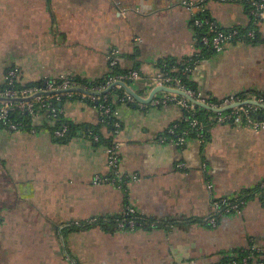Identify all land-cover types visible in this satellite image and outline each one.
Wrapping results in <instances>:
<instances>
[{
  "label": "crops",
  "instance_id": "0c3cea01",
  "mask_svg": "<svg viewBox=\"0 0 264 264\" xmlns=\"http://www.w3.org/2000/svg\"><path fill=\"white\" fill-rule=\"evenodd\" d=\"M202 1L222 29L255 26L241 2L0 0V86L12 68L24 85L66 77L93 83L109 74L113 50L122 68L138 67L145 78L128 86L142 102L119 107L122 172L138 178L126 192L95 183L110 173L106 147L80 134L61 142L46 112L33 117V132L0 131V264H221L246 250L264 253V198L249 199L216 228L204 224L213 199L264 181V129L212 122L208 144L189 140L179 148L159 139L183 121V111L149 104L166 92L148 81L160 61L181 65L200 54L199 12L186 3ZM257 28V42L210 54L190 73L200 94L264 95V20ZM63 110L77 125L101 118L96 106L76 99ZM127 206L162 226L71 228L118 218Z\"/></svg>",
  "mask_w": 264,
  "mask_h": 264
},
{
  "label": "built area",
  "instance_id": "2783aa9c",
  "mask_svg": "<svg viewBox=\"0 0 264 264\" xmlns=\"http://www.w3.org/2000/svg\"><path fill=\"white\" fill-rule=\"evenodd\" d=\"M223 2H239V0H221ZM247 6L250 9L251 15L254 17L256 24L264 20V0H246ZM204 1L199 4L193 2H187L186 5L191 9H197L199 13L206 12ZM194 25L197 28L206 26L208 32L204 34L198 43H201L207 50L212 51L216 54L226 51L229 47L233 46L235 42L238 44L242 43V38H254L255 34L249 32L246 36H241L239 30L231 29L229 31L220 30L215 22L211 19H201L194 17ZM238 40V41H237ZM119 54L113 50L109 54V62L111 66L119 64ZM201 63L200 55H195L187 59L182 64V69L174 67L171 71H159L150 76L148 81L154 84H158V87L168 88L174 92H163L159 93L157 97H153L149 102L152 106H167L175 104L184 113L188 112L192 120H190V129L182 130L178 132V126L168 130V136H161L159 141L161 144L174 145L179 148L187 145L189 139L188 136L191 134V129L201 130L204 128V124L195 118L197 110H205L215 113V117H210L211 122L217 124L230 123L236 126L246 127L255 131L264 129V96H255L251 99H242L238 95H231L224 99L218 100L217 102H210L209 98L202 94L187 88L181 80V75L190 74L199 64ZM177 73V75H172ZM20 71L17 68L8 71L5 78V86L7 89L0 91V122H3L10 131H17L15 125H11L8 121L10 113L15 111L26 112L31 114L33 117L40 112H47L52 121L56 124L57 119L62 114V110L54 107L55 101H61L62 98L68 100H74L76 97L81 103H98L101 114V122H108V119H113L114 123L111 124L114 129V133H110L108 136L112 137L110 147L106 148L108 156V166L110 173L108 176L95 178L96 184L108 183L119 190L127 191V188L134 181H137V176L128 175L122 172L120 152V142L118 137L122 132V122L120 117L119 107L113 109L111 106H106V103L111 98L114 102L117 100L110 95L109 89L116 88L118 90H125L124 96L118 101L121 105L137 104V99L131 95L120 83L125 81L142 82L145 80L140 72L132 70L127 75L118 78L105 77L106 80L103 85L95 86L92 89L81 86L73 78H61L59 80L44 79V87H26L19 89L18 84L25 87L21 83ZM127 85V84H126ZM128 86V85H127ZM9 88V89H8ZM77 100V99H76ZM17 102L16 106L13 103ZM101 102V103H100ZM206 106L207 108L203 107ZM38 107V112H37ZM68 131V126L63 125L60 130L55 131L56 138H64ZM89 136L92 137L93 141L99 142V137L94 136L89 132ZM199 141L202 140V134H198ZM208 189L212 191V185H208ZM251 198H264V181L258 186L236 197H227L212 200V213L204 219V224L216 228L221 219L230 214H241L247 202ZM142 219L138 212L131 206H127L119 218L116 219V226L120 230H135L138 226L143 227H155L156 222L146 223L142 222ZM79 224V223H77ZM257 256L252 254H243L237 257H232L225 264H264V254L261 251L256 250Z\"/></svg>",
  "mask_w": 264,
  "mask_h": 264
},
{
  "label": "trees",
  "instance_id": "16d2710c",
  "mask_svg": "<svg viewBox=\"0 0 264 264\" xmlns=\"http://www.w3.org/2000/svg\"><path fill=\"white\" fill-rule=\"evenodd\" d=\"M239 2L244 4L246 6V8L248 9V11L250 12V9L247 6V1L246 0H239ZM196 18H201V19H206V18L208 19L209 18L210 19L207 11L204 12V13H197L196 14ZM252 18H253V21L255 23V26L253 28H250L249 30H242V29L240 30V29L235 28V29L239 30L241 36H246V34L249 33V32H253L255 34L254 38H248V37L247 38H242V40H241L242 43H255V42H257L258 34H259L258 33V28H257L258 24H256V21H255L253 16H252ZM196 30H197V38L198 39H200L204 34H206L209 31L206 26H204L202 28H197L196 27ZM220 30L229 31V30L222 29V28H220ZM236 44H238V43L235 42L234 45H236ZM198 47H199V49H201L200 50V54H199L201 61L206 56L214 53L212 51L207 50L201 43H198ZM118 61H119L118 65H116V66H111L110 65V72L106 76L108 79L125 76V75L128 74L129 71H132V70L138 71V72H140V74H142V72L140 71V68L135 67L133 69H124V68H122V65H121L119 59H118ZM174 67L180 68V69L183 68L182 64L181 65L180 64H175V63H172L170 61H164V60L160 61L158 63V65H157V68L162 70V71H171ZM12 69H14V68H12ZM191 74H192V72H191ZM172 75L176 76L177 73L174 72V74L172 73ZM189 75L190 74H185V75H181L180 76L181 80H182V83L187 88L198 92L197 89L194 86V83L190 80ZM76 81L78 82L79 85L87 87L89 89H92L95 86L103 85V83H105L106 80L103 78V79H100V80H98L96 82H93V83H89L87 81H83V80H80V79L76 80ZM125 83L128 86H130L133 82L125 81ZM35 86L44 87V83L40 81L38 83L27 84V85H25V87H22L21 84L17 85V87L19 89H24L26 87L27 88L28 87H35ZM5 89H7V86H5V84L0 86V91H3ZM109 92H110V95H112L117 100L114 102V99L111 98L110 100H108L104 104L106 106H108V105L111 106L113 109H116V108L120 107L121 103L118 100L121 99L124 96L125 90H118L116 88H112V89L109 90ZM238 96L241 97L242 99H251L252 97H255V96H264V95L249 93V94H243V95H238ZM75 99L79 100V99H82V98L78 96ZM67 101H68L67 98H62L61 101H59V102L55 101L54 102V107L59 109V110H62V114L57 119L54 128H52L53 134L55 133L56 130H60L63 125H67L68 126V131L65 134V137L64 138H57V139L60 140L61 142H67V141L71 140L73 137H75V136L80 134V135H83V136H86L87 138H89L95 144V146H100V145L102 146L103 145L106 148L110 147L113 138L109 137V136L106 137L104 135V130L108 131V135L110 133H114L113 126L111 125V124L114 123V120L113 119H108V122L106 121L104 123L101 122V120H100L99 123L96 124V125H77V124H74V123L66 120L65 117H64L63 107H64V104ZM209 101L210 102H217L218 100L215 99V98H209ZM86 102L90 103V104H92V105H94L96 107H99L98 103H91V102H88V101H86ZM17 104H18L17 102H14L13 106H16ZM1 106H2V104L0 103V107ZM37 112H38V107H37ZM262 114H264V110H263ZM194 117L198 118L204 124V128L199 130V131L195 130V129H191L192 132L188 136V139L189 140H198L199 141L198 134L200 133V134H202V140H201L202 145H206L210 141V137H211L210 131H211L212 126L214 125V124H212V122L210 120V117H215V113L214 112H210V111H205V110H197V112L195 113ZM187 118L190 119V120L193 119V117H191V115L188 112L185 111V116H184L183 121L174 123L170 128H173V127H175L177 125L178 126V132H181L182 130L190 129V120L188 121ZM8 121H9V123L11 125H15L17 127V129H18L17 131L33 132L34 129H35V127L32 124L33 116L31 114H29V113H26V112H20L18 110L15 111V112H12V113H10V115L8 117ZM1 130L10 131L9 128L7 126H5L3 122H0V131ZM89 132H91L94 136H98L99 137V142L93 141L92 137L89 136ZM162 136H166L167 137L168 136V131L166 132V134H164ZM181 148H183V147H181ZM141 218H143V217H141ZM116 219L117 218H110L109 220H93V221H88V222H85V223H82V224H80V223L79 224H74V225L71 226V228L74 231L88 230V229L94 227L95 225H98V226H103V228L106 231L113 232V231L120 230L116 226ZM153 221L154 220L147 219V218H143L142 219V222H146V223L148 222L149 224L152 223ZM160 226H162V225L156 223L155 227L148 226V227H144V228L151 229V228H156V227H160ZM139 227H143V226H138L137 228H139ZM121 231H132V230H121ZM252 253H254L255 256L258 255L255 252V249H250V250H246V251H243V252H239V254H237L234 257L240 256V255H243V254H252ZM262 254H264V253H262ZM231 258L225 259L221 264H225Z\"/></svg>",
  "mask_w": 264,
  "mask_h": 264
},
{
  "label": "water",
  "instance_id": "95a60500",
  "mask_svg": "<svg viewBox=\"0 0 264 264\" xmlns=\"http://www.w3.org/2000/svg\"><path fill=\"white\" fill-rule=\"evenodd\" d=\"M120 85H122L131 95H133L138 101H140V102H142L141 100H139V96L135 93V92H133L126 84H124V83H120ZM110 89H112V88H110ZM109 89V90H110ZM162 91H166V92H174L173 90H171V89H168V88H162ZM152 99V98H151ZM151 101V100H150ZM149 101V102H150ZM203 106V105H202ZM203 107H205V108H207L206 106H203Z\"/></svg>",
  "mask_w": 264,
  "mask_h": 264
}]
</instances>
